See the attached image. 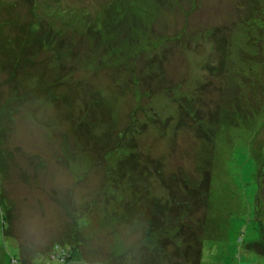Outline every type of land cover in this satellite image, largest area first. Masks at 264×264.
<instances>
[{
    "label": "rangeland",
    "instance_id": "1",
    "mask_svg": "<svg viewBox=\"0 0 264 264\" xmlns=\"http://www.w3.org/2000/svg\"><path fill=\"white\" fill-rule=\"evenodd\" d=\"M261 5L0 0V264H264Z\"/></svg>",
    "mask_w": 264,
    "mask_h": 264
},
{
    "label": "trees",
    "instance_id": "2",
    "mask_svg": "<svg viewBox=\"0 0 264 264\" xmlns=\"http://www.w3.org/2000/svg\"><path fill=\"white\" fill-rule=\"evenodd\" d=\"M110 26H112V25H110ZM241 26L246 28V32H247L246 45H245L246 48L238 46L237 49L235 48L234 54L237 55V57H238L237 59H238L239 63L241 62V63L246 64L247 68L246 67L237 68V66L236 67L233 66L232 63L230 62L228 68L226 69V71L224 70L225 75L227 74V76L229 77V79L226 81V86H228V87H230L234 83L233 78H235V75H237V73L239 75L245 74L246 76H251L252 77V75H255V74H254V69L250 65H252L254 62H258V64L261 65L264 62L263 60L262 61L251 60V58H253L255 56H256V58H258V57H261V59L263 58V55H262L261 51L264 52V46L262 48V45L264 44V9L262 8V5H261V7L258 10H254V11L252 10V15L250 17H247V19H245V20L243 19ZM114 32L115 31H113V35L109 37L110 39H113L114 36L118 34V30L115 33ZM135 32H137V30H135ZM104 33H103V35H104ZM105 36H107V35L105 34ZM142 41L145 42L146 39L143 37ZM254 48H256V50H254V51L251 50V49H254ZM260 48H262L261 51H260ZM256 77L257 78L254 81L256 82V84H260L258 76H256ZM235 84L236 85H243V84H237V83H235ZM261 84H262V87L264 88V86H263L264 83H261ZM239 94H247L248 96H250V95L253 96L255 94V92H253V91L249 92V90H248L246 93H243V92H241V90H238L237 93L233 94V96L238 98V96H240ZM117 148L115 149V151L117 150ZM117 175H119V174L117 173ZM121 179L122 178H120V176H119V177H117L116 181L119 180V183H121L120 182ZM206 186L208 187L209 184L207 183ZM207 190H209V188ZM141 200H142V198H141ZM120 205H125L126 206L125 211H122V213H121L122 214L121 218H133L132 215L135 216L137 214L136 213L137 210H139L140 212L142 211L143 215H144L145 212H146V209L148 208L147 205L143 204V201H140L138 199V196H137L136 193L132 194V196L129 197L128 200L126 199L124 201V199L122 198L120 200ZM126 211H129L130 214H127ZM71 212H73V211L71 210ZM71 217L75 218V223H76L75 225L77 226V228H75V229L81 228L80 227L81 226V222H83L85 220L83 219V217H81L80 213L79 212L75 213V216L74 215L72 216V214H71ZM77 218H79V219L77 220ZM182 223H183L182 219L177 221V224H179V228L182 226ZM158 225L156 226L157 231L158 232H162V231H159V229H161L163 227L160 226V228H159ZM72 230H74V229L72 228ZM169 230L170 229L167 228V229H164L163 232H166V233L168 232L169 239H171L170 236L175 235L176 232H171L170 233ZM72 232H73V234L71 235V238H72V236H74V238H76V241H78V239L76 237V230H74ZM143 232H142L143 233V239L141 240L143 242V244H145L147 241L151 242L152 241V239H151L152 233L149 236L147 231L144 230ZM137 233H139V232H137ZM211 239L214 240L215 238L212 237ZM171 241L172 240H170L169 242H171ZM197 242L200 243L201 245H203V240L201 238H199V237L197 239ZM201 245H199L197 247L196 243L193 242L191 244L190 248H186L185 249V254L188 253V251L190 249H192L194 251L193 254L196 253V251L198 252V254H197L198 257L195 258L194 261H193L194 264L197 263V260L199 258V254L201 253V247H200ZM59 253H61V255L56 253V255H60L59 257H57V259H59L60 263L63 264V262L65 261V258H64L65 255L63 256L64 251L63 252H59ZM185 254L183 253L184 256H185Z\"/></svg>",
    "mask_w": 264,
    "mask_h": 264
}]
</instances>
